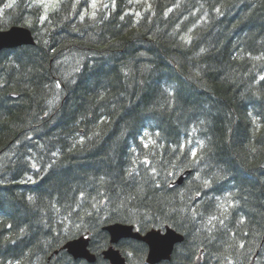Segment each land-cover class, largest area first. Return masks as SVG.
<instances>
[{"label": "trees", "instance_id": "16d2710c", "mask_svg": "<svg viewBox=\"0 0 264 264\" xmlns=\"http://www.w3.org/2000/svg\"><path fill=\"white\" fill-rule=\"evenodd\" d=\"M93 5L0 0L37 39L0 51V264H109L115 220L181 231L160 264H264V0ZM84 232L95 263L54 254Z\"/></svg>", "mask_w": 264, "mask_h": 264}, {"label": "water", "instance_id": "95a60500", "mask_svg": "<svg viewBox=\"0 0 264 264\" xmlns=\"http://www.w3.org/2000/svg\"><path fill=\"white\" fill-rule=\"evenodd\" d=\"M34 39L29 29L13 26L8 30L0 31V50L3 48L17 47L23 44H32ZM191 173L185 171L175 182L170 183V187L181 185L184 179ZM111 235V242L115 243L122 237H135L142 239L149 244L150 250L147 261L149 263H157L163 259L171 257L174 245L183 240V236L175 230L167 228V232L162 234L161 231L152 229L146 236L133 231V226L121 223H115L104 227ZM89 239L81 236L74 240L68 241L63 248L67 249L75 258H86L89 261H95L96 257L88 249ZM57 253V252H56ZM105 258H108L112 264H126L125 258L122 257L119 250L110 246L103 252ZM200 262L197 259L196 264Z\"/></svg>", "mask_w": 264, "mask_h": 264}, {"label": "bare ground", "instance_id": "6f19581e", "mask_svg": "<svg viewBox=\"0 0 264 264\" xmlns=\"http://www.w3.org/2000/svg\"><path fill=\"white\" fill-rule=\"evenodd\" d=\"M102 7V6H101ZM104 7V6H103ZM120 9V8H119ZM192 15V14H191ZM194 16V15H193ZM160 21V20H159ZM164 23V22H163ZM166 23V22H165ZM126 24V23H125ZM172 24V22H171ZM154 25V24H153ZM107 26V25H106ZM166 26V25H165ZM105 27V26H104ZM249 34V33H248ZM165 35V34H164ZM241 35V34H240ZM251 36V35H250ZM240 37V36H239ZM252 38V37H251ZM196 39V38H195ZM193 40V39H192ZM134 43V42H133ZM241 43V42H240ZM253 43V42H252ZM193 46V45H192ZM62 48V47H61ZM186 48V47H185ZM244 49V48H243ZM149 50V49H148ZM190 50V49H189ZM195 51V50H194ZM262 52V51H261ZM126 53V52H125ZM139 57V56H138ZM185 57V56H184ZM126 58V57H125ZM202 58V57H201ZM193 60V59H192ZM248 61V60H247ZM132 62V61H131ZM154 63V62H153ZM143 64V63H142ZM241 65V64H240ZM184 66V65H183ZM243 68V67H242ZM118 70V69H117ZM7 76V75H6ZM24 76V75H23ZM235 76V75H234ZM230 77V76H229ZM253 77V76H252ZM16 78V77H15ZM20 78V77H19ZM9 79V78H8ZM219 79V78H218ZM248 79V78H247ZM24 80V79H23ZM223 81V80H222ZM66 82V81H65ZM109 83V81H108ZM96 84V83H95ZM134 84V83H133ZM216 85V84H215ZM10 87V86H9ZM70 89V88H69ZM114 89V88H113ZM126 90V89H125ZM22 92V91H21ZM181 92V91H180ZM24 93V92H23ZM100 93V92H99ZM154 93V92H153ZM164 95V94H163ZM99 96V95H98ZM97 96V97H98ZM131 96V95H130ZM201 96V95H200ZM199 96V97H200ZM211 98V97H210ZM18 99V98H17ZM127 99V98H126ZM160 100V99H159ZM122 101V100H121ZM134 101V100H133ZM112 102V101H111ZM167 102V101H166ZM15 103V102H14ZM204 103V102H203ZM24 104V103H23ZM32 104V103H31ZM2 105V104H1ZM178 105V104H177ZM135 106V105H134ZM132 107V106H131ZM200 107V106H199ZM5 108V107H4ZM128 108V107H127ZM150 108V107H149ZM202 108V107H201ZM2 109V108H1ZM23 109V108H22ZM175 109V108H174ZM177 109V108H176ZM136 110V109H135ZM33 112V111H32ZM160 112V111H159ZM194 112V111H193ZM229 112V111H228ZM163 113V112H162ZM213 113V112H212ZM182 114V113H181ZM154 115V114H153ZM144 118V117H143ZM182 118V117H181ZM156 122V121H155ZM171 122V121H170ZM143 123V122H142ZM90 124V123H89ZM171 125V124H170ZM136 126V125H135ZM125 133V132H124ZM94 139V138H93ZM72 141V140H71ZM122 141V140H121ZM64 143V142H63ZM61 146V145H60ZM88 146V145H87ZM56 148V147H55ZM126 148V147H125ZM77 149V148H76ZM73 152V151H72ZM129 154V153H128ZM74 155V154H73ZM7 162V161H6ZM16 162V161H15ZM16 170V169H15ZM4 171V170H3ZM185 171H191L192 173V169H188V170H185ZM170 185V184H169ZM125 189V188H124ZM138 208V207H137ZM144 209V208H143ZM141 214V213H140ZM264 215V214H263ZM139 216V215H138ZM247 217V216H246ZM245 223V222H244ZM248 225V224H247ZM232 226V225H231ZM251 228V227H250ZM104 229V227H103ZM105 230V229H104ZM106 231V230H105ZM202 231V230H201ZM204 233V232H203ZM252 233V232H251ZM209 234V233H208ZM207 234V235H208ZM252 238V237H251ZM200 239V238H198ZM238 239V238H237ZM254 239V238H253ZM241 240V239H240ZM204 242V241H203ZM255 242V241H254ZM239 245V244H238ZM198 246V245H197ZM205 246V245H204ZM210 246V244H209ZM195 247V246H194ZM137 249V248H136ZM213 250V249H212ZM147 251V250H146ZM212 253V252H211ZM243 254V253H242ZM176 256V255H175ZM180 260V259H179ZM14 261V260H13ZM71 261V260H70ZM191 262V261H190Z\"/></svg>", "mask_w": 264, "mask_h": 264}, {"label": "rangeland", "instance_id": "374dc122", "mask_svg": "<svg viewBox=\"0 0 264 264\" xmlns=\"http://www.w3.org/2000/svg\"><path fill=\"white\" fill-rule=\"evenodd\" d=\"M43 1L45 2V8H50L56 2V0H43ZM29 15H32V14H29Z\"/></svg>", "mask_w": 264, "mask_h": 264}, {"label": "snow or ice", "instance_id": "6c2138e0", "mask_svg": "<svg viewBox=\"0 0 264 264\" xmlns=\"http://www.w3.org/2000/svg\"><path fill=\"white\" fill-rule=\"evenodd\" d=\"M93 6H95V5H93Z\"/></svg>", "mask_w": 264, "mask_h": 264}]
</instances>
